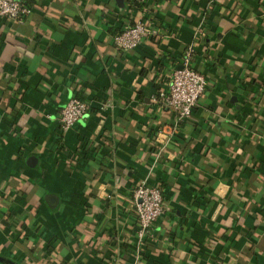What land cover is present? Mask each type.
<instances>
[{
  "label": "crops",
  "instance_id": "0c3cea01",
  "mask_svg": "<svg viewBox=\"0 0 264 264\" xmlns=\"http://www.w3.org/2000/svg\"><path fill=\"white\" fill-rule=\"evenodd\" d=\"M27 5L0 19V264L134 263L142 184L164 212L141 264H264V0ZM144 16L160 36L117 50ZM189 46L207 89L177 123L154 98ZM73 97L88 113L60 133Z\"/></svg>",
  "mask_w": 264,
  "mask_h": 264
},
{
  "label": "built area",
  "instance_id": "2783aa9c",
  "mask_svg": "<svg viewBox=\"0 0 264 264\" xmlns=\"http://www.w3.org/2000/svg\"><path fill=\"white\" fill-rule=\"evenodd\" d=\"M30 13L31 8L25 0H0V19L22 21ZM157 31L155 21L144 16L136 20L132 26L124 27L112 40L117 50L127 53L135 50L142 40L155 37ZM193 55V47H187L176 66L171 69L166 87L159 90L155 98L159 107L170 111L177 123L192 115L207 89L205 77L191 67ZM87 113V105L82 99L77 97L69 99L60 111L59 132L69 130ZM131 198L136 216L132 243L135 258L133 264H141L142 258L139 254L154 236V226L163 216L164 199L159 187L146 184L133 189Z\"/></svg>",
  "mask_w": 264,
  "mask_h": 264
},
{
  "label": "trees",
  "instance_id": "16d2710c",
  "mask_svg": "<svg viewBox=\"0 0 264 264\" xmlns=\"http://www.w3.org/2000/svg\"><path fill=\"white\" fill-rule=\"evenodd\" d=\"M26 1V3H27V0H25ZM126 1V6H127V9H126V11H127V13H131V11H133V13H135V12H137V13H149V14H153L154 13V11H155V7H156V5L157 4H159V2H162L163 0H151V3L147 6V5H143L141 2H139V0H125ZM30 15V14H29ZM28 15V16H29ZM28 16H26L25 18H27ZM147 16V15H146ZM145 16V17H146ZM24 18V19H25ZM148 18V17H147ZM23 19V20H24ZM3 20H5V21H7L6 19H3ZM22 20V21H23ZM204 24H205V20H206V16L204 17ZM135 22L134 21H132V22H129V24H128V26H132L133 24H134ZM187 23H189V21L187 22ZM190 24V23H189ZM123 27H117V28H110L109 30H110V32H111V35H112V38L114 37V36H116V35H118V34H120L122 31H123ZM204 31H205V28L203 27V28H201V30H200V34L201 35H204ZM160 29L158 28V31H157V35L155 36V37H152V38H150V39H148L149 41L150 40H155V39H157V37H159L160 36ZM187 48V47H186ZM186 48L184 49V51L186 50ZM183 51V52H184ZM202 75V74H201ZM242 87H243V85H240V88L242 89ZM157 94H155V98L157 97L156 96ZM154 98V99H155ZM81 99V98H80ZM133 209H134V207H133ZM134 213H135V210H134ZM136 217V216H135ZM133 242H134V239L132 240ZM133 242H131V246L129 245V244H125V245H123L122 246V248L124 249V250H126V251H133L132 250V243ZM147 247H150V246H147ZM145 248H146V246H145ZM203 249V248H202ZM205 249V248H204ZM140 256H141V258H143V259H145V251H141L140 252V254H139ZM132 261L133 260H131V262H129V264H131L132 263ZM133 264V263H132Z\"/></svg>",
  "mask_w": 264,
  "mask_h": 264
}]
</instances>
